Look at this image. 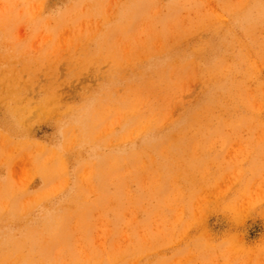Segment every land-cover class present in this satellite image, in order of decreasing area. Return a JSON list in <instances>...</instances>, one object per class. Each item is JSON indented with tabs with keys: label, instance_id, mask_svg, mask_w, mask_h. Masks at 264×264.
Returning <instances> with one entry per match:
<instances>
[{
	"label": "rangeland",
	"instance_id": "obj_1",
	"mask_svg": "<svg viewBox=\"0 0 264 264\" xmlns=\"http://www.w3.org/2000/svg\"><path fill=\"white\" fill-rule=\"evenodd\" d=\"M12 240L0 264H264V0H0Z\"/></svg>",
	"mask_w": 264,
	"mask_h": 264
},
{
	"label": "bare ground",
	"instance_id": "obj_2",
	"mask_svg": "<svg viewBox=\"0 0 264 264\" xmlns=\"http://www.w3.org/2000/svg\"><path fill=\"white\" fill-rule=\"evenodd\" d=\"M28 69V68H27ZM26 68H24V70H27ZM53 74L50 75V80L53 81V86L55 84V76H52ZM53 78V79H52ZM46 96H48V98L44 101H41L39 103V105L37 106H33L37 109V107H41V106H45L47 107V103H51L53 105V109H46V112H52V111H56V113H51L53 115L50 114V118H54L55 121H59V117L62 116L69 108L66 106H60L59 104V96L56 92V89L49 87L48 91H45L44 93ZM65 110V111H64ZM16 114H14L13 116V123L15 124V126H13V129L10 132V137L9 140L13 141V136L15 137H21L23 135L22 129L24 130V128H22V125L24 124V121H26L29 118V106H26L24 108H20L18 107L16 110ZM49 117V116H48ZM14 130L16 131V133H14ZM69 128L68 126H64L63 128H61V126L58 127V133L60 134L61 132H68ZM14 133V134H13ZM18 133V134H17ZM5 244L0 245V249H14V250H18L20 248L19 242H15V240L12 241H8L4 242ZM2 254H6L3 253Z\"/></svg>",
	"mask_w": 264,
	"mask_h": 264
}]
</instances>
